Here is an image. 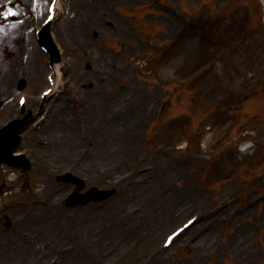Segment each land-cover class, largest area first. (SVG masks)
Listing matches in <instances>:
<instances>
[{
	"label": "rangeland",
	"instance_id": "1",
	"mask_svg": "<svg viewBox=\"0 0 264 264\" xmlns=\"http://www.w3.org/2000/svg\"><path fill=\"white\" fill-rule=\"evenodd\" d=\"M42 1L44 5L47 2ZM80 1L72 0L70 10L76 9L77 6L80 9ZM88 1L85 0V3ZM163 2L168 9L180 8L188 15L191 24L186 26L183 34H180L181 37L172 40L170 46L162 49L158 62L151 66V72L146 70L142 59L153 52L145 42L151 36L158 40L164 39L165 36L160 32L166 30V27L162 26L160 21L165 23L163 17L168 9L155 8L148 0H94L96 10L98 5L105 7L108 17L107 15L104 17L109 19L110 25L95 31L89 28L82 34H74L81 40L80 48H85L86 52L90 49L95 50L96 46L93 44L99 36L106 41H113L107 45L111 50L103 49L101 42L99 45L107 53V57L116 60L114 66L104 70V75L99 78L95 77L93 69L89 70L87 66L85 69L82 66V72L85 71L88 76L93 77L88 82L92 84V88L82 89L77 83L75 87L78 89L79 97L94 90L99 92L93 98L96 109L93 124L99 123L100 105L106 103L109 105L110 102V106L118 108L123 102H130L126 109L128 118L123 121L126 126L118 138L121 145L124 144L126 148L124 156L120 159L118 152L111 150L107 156L97 158L95 149L89 158H78L77 153L83 136L93 135L92 140L99 141L100 129L91 128L83 131L76 125L75 134L72 132L66 136L76 142V149L70 157H65L59 143L54 149L46 144L40 148L34 159L35 163H39L43 158V166L49 169L43 175L47 184L42 186H45L46 190L55 191L48 186L52 177L76 162L73 170L76 175L85 179L87 185H98L101 188H109L112 183L119 185L112 200L88 204L74 210L60 209L53 216L43 213L38 205H33L38 213H43L38 218L44 223L42 228L39 223L40 229L34 230L28 226H36L37 217H33L34 212L31 216L25 217L26 210L21 205L22 197L17 192V182L13 180L14 172L5 173V179L10 177L12 185L0 198V211L1 214L8 211L11 220L15 221V230L13 234L9 232L0 234V238L17 236L18 243L28 248L33 247L24 242L22 238L24 233L30 234L34 242H42L45 238L57 240L56 243L49 242L44 256L36 264L49 258L55 250L63 251L64 258L59 264L71 262L85 264L88 261L90 264H264L263 141H256L254 134L246 135L248 143L252 142L251 148L241 153L234 144L226 146L216 162L201 171L197 167V158L200 155L199 146L195 145V141L188 153L177 147L187 138L199 140L203 135V138L206 135L212 136L219 127L217 126L219 110L229 104L231 93L256 76L261 67L264 68V0H163ZM90 4L89 1L88 5ZM81 6L87 9L83 4ZM9 9L15 14L4 15L3 13H7ZM25 10L32 12L24 16ZM43 15L44 8H39L35 0H0V34H3L0 35V86L8 85L11 88L15 86L17 79L22 77L26 80V92L30 94L29 96H35L42 88L45 73L44 57L30 37L21 39L23 38L21 33L24 34L25 28L30 29V24H34ZM170 18L172 28L171 26L169 28L173 36L176 35L178 22L171 15ZM53 29L56 34L63 33L61 24L54 25ZM166 32L169 33V30ZM69 33L67 30L66 34L71 36ZM29 40L33 48H26ZM114 41L120 43L117 45ZM61 42L66 47V55L74 58L73 45L67 46L64 36ZM27 56L30 62L35 58L40 70L39 81L33 85L23 69L26 66L24 58ZM88 64L92 67L94 61H89ZM191 72L197 76L195 82L176 98H172V112L165 118L164 124L156 125L159 123L154 122L153 113L162 96L161 91L166 92L170 89L168 86L163 87V81L171 83L168 79L172 75L186 76ZM108 73L109 76L112 75L113 86L120 92L127 89L125 95L110 99L101 86H96V83L108 82ZM4 95L0 94V98ZM16 95L17 92L13 90L9 105L6 103L1 108L0 122L3 123L13 114L12 101ZM190 96L193 98H189ZM136 97L140 99L135 100ZM100 98L104 100H99ZM260 98L264 99L263 90L253 100H261ZM189 99L192 102V109H185L184 106L189 103ZM253 102L247 106L249 113L245 112L246 124L241 128V132L252 130L253 126L259 127L261 132L264 131V112L259 116L250 114L263 108L258 101ZM131 108L134 110L133 114ZM76 111L82 116L81 106L76 108ZM73 112L68 114V120L71 122ZM138 117L139 121L135 124L132 119ZM256 122L259 125H253ZM39 134H34L36 135L34 140L37 141L40 137L46 138V142L49 140L46 135ZM169 139L172 145L167 152H170L171 156L167 158L158 155L165 163L162 165L163 171L157 175L156 165L154 166L157 163V158L155 159L157 156H154L153 148L159 142ZM111 141H114V138ZM30 142L22 141L19 148H26ZM144 151L150 153L137 164L138 156ZM52 162L56 163L54 168ZM37 163L36 168L30 172L29 180L32 185L40 187L34 175L37 168L40 167L41 170L44 168ZM90 166H93L92 179L88 180L83 171ZM131 184L141 190L130 193L128 189ZM234 184L241 185L240 201L236 204L232 201L225 210L224 215L229 214L233 222L223 233L218 232L220 225L217 229L214 227L213 235L203 246V250L200 239L193 240L202 227L210 229V224H218L221 219L217 221L216 217L210 218L209 223L202 222L185 234L164 257L146 262L148 251L160 243L171 226L188 216L193 207L199 209L210 207L225 196ZM67 191L68 186L62 185L57 196L58 201ZM172 194L177 195L178 206L166 211L161 199ZM26 197L32 198L29 194H26ZM251 201L258 202L246 208ZM161 210L165 212V221L162 222L158 221ZM89 225H92V232L88 233L86 228ZM17 229L20 235L14 233ZM41 229L54 232L60 230V234L49 235L43 231L41 235ZM191 240L195 244L189 245L188 242ZM232 241L234 249L230 247ZM9 248L12 249L7 251L8 260L5 264L24 261V256L18 252L17 246ZM199 249L203 254L199 263H194Z\"/></svg>",
	"mask_w": 264,
	"mask_h": 264
},
{
	"label": "bare ground",
	"instance_id": "2",
	"mask_svg": "<svg viewBox=\"0 0 264 264\" xmlns=\"http://www.w3.org/2000/svg\"><path fill=\"white\" fill-rule=\"evenodd\" d=\"M89 1L91 2L90 7H88V3ZM88 3H85V0H81L80 1V9L78 8V6L76 7V9H74V12L71 15L70 19H67V22L65 24V27L63 28V24L61 25V28L63 30V33H61V37L59 38L62 39L63 36L66 35V30H70V35L71 36H66V39L70 42V41H74V42H78L80 44L81 40L78 37H75L74 34H82L85 31H87L89 28H91L92 30L101 28L103 23L106 22V18L104 17V15H107L108 17V12L105 10V8L99 7L98 5V9L96 10L97 6L93 1L94 0H89ZM128 1V0H127ZM129 1H140V0H129ZM142 1V0H141ZM39 2H41L39 5L40 7H44L42 4V0H39ZM81 4H83L87 9H83V7L81 6ZM42 5V6H41ZM100 18L98 21H96V19ZM54 20V19H53ZM107 28L104 30L106 31ZM34 33V32H33ZM9 34V33H8ZM63 34V35H62ZM1 36H3V34H0ZM75 38V39H74ZM57 39V38H56ZM7 42V41H6ZM26 47H31L32 48V44L31 42H27ZM66 48V47H65ZM82 49V50H81ZM80 50L82 52H84L85 48H81ZM67 50L65 49V52ZM82 52L79 53H75V62H74V66L76 68H78L79 66H81L83 64V62L85 64H87L89 61H94V67H98V69L101 71H104V69H107L109 67V63L107 58L101 53V51L97 50L91 57L88 55V53H86L85 55H83ZM92 54V53H91ZM25 67H23V69L25 70V74H27V77L29 78V80L31 81L32 85L35 84L36 82L39 81L40 78V70L38 68V64H36V60L35 58H33L30 62V59H25ZM57 67H55L56 70ZM83 70V69H82ZM80 70L77 73V76H81V78H88V74L83 71ZM102 89L105 91V93H107L108 95L111 94V97L109 98H114L117 95L120 94L121 95H125L126 91H124L122 94L121 93H117L115 90V86H113L112 82H105V84L102 86ZM55 88H53L52 92H54ZM0 94H5L4 96H2L1 98L7 99L11 96L12 94V89L10 87L7 86H0ZM89 94V93H88ZM52 94H50L48 96L51 97ZM136 96V93H135ZM140 97H136L135 100H139ZM91 102H89L88 104L90 105ZM88 104H84L83 108H82V112H83V119L84 121H82V125L84 127H87L89 129L94 127L93 122L94 121V114H95V106H88ZM129 105V104H128ZM87 108V110H85ZM133 108V107H132ZM131 108V112L133 114V109ZM116 112V111H114ZM127 115V112H125ZM128 113H130V111H128ZM126 119V117H121L116 119L115 121H107L106 124H104V126H100L97 128L100 129L98 136H100V140L98 141V143L95 142L94 146H96V157L97 158H102L103 156H107L109 154V152L111 150H115L116 152H118L119 157L121 159V156H124V153L126 151V148L124 145H121L120 141L118 140V138H120L122 132H123V128L126 126V124H124L125 122H123ZM135 120V124L138 123L137 118H134ZM67 117L65 115H61L59 116L58 121L54 124V126L56 127L52 139L49 141V146L51 149H54L57 146V142L53 141L55 135L58 137L62 132L66 126H67ZM124 124V125H123ZM57 128H62L61 130H58ZM114 138V141H111V139ZM35 141L31 142L32 144ZM60 143V147L63 148V150L66 151L65 156L66 157H70L73 153V151L76 148V142L70 138H64ZM98 147V149H97ZM93 148V150L95 149ZM114 151V152H115ZM157 158V163L156 168H155V173L158 175L161 174V172L163 171V163H165V160L161 161V158L159 156L155 157V159ZM120 164V163H119ZM118 164V166H119ZM209 166V165H208ZM92 169L93 166H90L88 168H86L83 173L85 175V178L88 177L90 179H92ZM44 171L43 170H37L36 174H35V178L40 182V184H44L46 183V181L43 179V175H44ZM83 175V176H84ZM163 176V175H161ZM11 180L10 178H7V181ZM10 183V182H9ZM55 182L51 181L48 186L50 187H54L55 188ZM10 185V184H9ZM59 187L56 189L58 191ZM128 190H130V193H135L138 190H141L140 188L136 187V186H132L130 187ZM177 195L172 194V195H167V196H163V198L161 199V204L163 205V208L168 211V210H172V207H177L178 206V198H176ZM39 216H41L40 213H38V210L35 209V214L33 215V217H37L36 218V226H28L31 227L32 229H36L39 230V223L42 226H44L43 221L38 218ZM165 212L163 210H161L160 215L158 216V221L162 222L165 221ZM43 223V225H42ZM194 224V223H193ZM93 225V224H92ZM92 225H89L88 228H86V231L92 232ZM196 226V225H195ZM41 235H43V231L46 234L49 235H53V234H60V230H56L55 232L53 230H43L41 229ZM213 232H208V233H204L202 234L200 241L202 243V250H203V246H205L208 242V240H210V238L212 237ZM62 237V236H61ZM60 237V239H61ZM239 238V237H238ZM50 241H54V243L57 242V240L55 239H49V238H45L44 241L42 242H37L35 244V246L33 248H28V247H24L20 244V242L18 243L17 240L14 237H10V238H6V239H0V254H3L2 257H0V263H6V261L8 260V254L7 251L12 249L9 248L11 246H17L18 252L21 253L24 256V264H36L38 262V260L44 256V251L49 247V242ZM195 244V243H194ZM197 246V245H196ZM230 247L232 249H234L235 245H234V241H232L230 243ZM200 250V249H199ZM198 250V251H199ZM253 253V251H252ZM199 254V255H198ZM198 254H196L195 256V262L194 263H199L201 256H202V252L201 250L198 252ZM76 257L74 256L73 259H75ZM61 262V261H60ZM59 262V263H60ZM69 264H74V262H71ZM81 264V262L79 263ZM85 264H90V262H86Z\"/></svg>",
	"mask_w": 264,
	"mask_h": 264
},
{
	"label": "snow or ice",
	"instance_id": "3",
	"mask_svg": "<svg viewBox=\"0 0 264 264\" xmlns=\"http://www.w3.org/2000/svg\"><path fill=\"white\" fill-rule=\"evenodd\" d=\"M54 7H55V0H52V4L48 8V11L49 12H52L54 10ZM3 14L4 15H8V14L14 15L15 13L11 9H9L7 13H3ZM49 19H52L51 15H49ZM21 103H23V101H21ZM189 223H192V221H189ZM185 227H187V225H185ZM174 235H178V233H175ZM172 239H173V237H169L168 238V241L170 242Z\"/></svg>",
	"mask_w": 264,
	"mask_h": 264
}]
</instances>
